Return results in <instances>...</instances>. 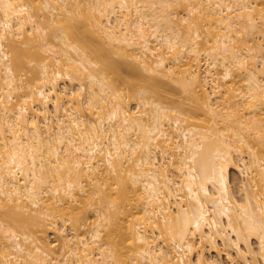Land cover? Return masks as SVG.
I'll list each match as a JSON object with an SVG mask.
<instances>
[{
  "label": "bare ground",
  "instance_id": "6f19581e",
  "mask_svg": "<svg viewBox=\"0 0 264 264\" xmlns=\"http://www.w3.org/2000/svg\"><path fill=\"white\" fill-rule=\"evenodd\" d=\"M0 264H264V0H0Z\"/></svg>",
  "mask_w": 264,
  "mask_h": 264
},
{
  "label": "rangeland",
  "instance_id": "374dc122",
  "mask_svg": "<svg viewBox=\"0 0 264 264\" xmlns=\"http://www.w3.org/2000/svg\"><path fill=\"white\" fill-rule=\"evenodd\" d=\"M237 178H239V176H236ZM52 233V232H51ZM50 238L53 240V239H55V237H54V234H50ZM255 242V241H254ZM254 245L256 246V243H254Z\"/></svg>",
  "mask_w": 264,
  "mask_h": 264
}]
</instances>
